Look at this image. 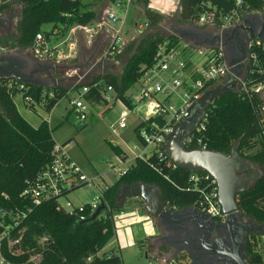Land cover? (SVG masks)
<instances>
[{
	"label": "trees",
	"instance_id": "trees-1",
	"mask_svg": "<svg viewBox=\"0 0 264 264\" xmlns=\"http://www.w3.org/2000/svg\"><path fill=\"white\" fill-rule=\"evenodd\" d=\"M243 1L241 12L257 13L264 6L262 0ZM149 3L150 0H136V5L142 9L140 16L148 22V28L116 55L115 60L121 64L120 75L102 70L83 85L91 87L93 83L103 81L113 87L116 100L128 105L126 93L139 79L142 66L149 67L152 64L159 46L167 42L168 48H176L181 44L177 36L164 35L159 31L164 17L151 11ZM12 5L19 7L16 34L0 38V45L8 49L32 50L38 33L48 42L50 36H64L72 26H86L97 20L94 11H82L81 0H14L12 4L0 3V15ZM232 7L233 3L226 0H179L176 22L192 26L202 14L213 12V21L219 27L222 17ZM45 25L52 26L51 32L43 30ZM258 53L264 68L263 54ZM259 81H264V75L246 74L247 85ZM83 85L75 86L72 91ZM69 91L62 87L41 88L24 85L16 80H0V192L6 193L9 198L4 203L8 209L31 208L22 223L11 231L16 243L9 247L6 240H0V257L4 264H122L118 253L98 254L115 237L113 216L123 212L130 200L118 198L124 186L135 183L155 186L161 194V201L175 210L195 207L200 199V192L190 184L191 173L173 169L162 149L161 157L153 154L147 159L136 160L125 175L108 187L104 192L107 208L92 221L81 223L92 215L88 204L83 205L82 211L76 209L73 214H68L56 200L33 205L30 199L22 196L27 184L50 163L55 142L45 120L37 127H32L19 114L14 97L22 94L29 108L33 109V105L37 104L51 112ZM85 100L95 105L105 104L93 88L85 95ZM260 104L258 97L250 100L238 91L220 95L205 108V129L197 136L203 139L207 150L226 156L230 155L235 145L238 154L259 170L261 176L258 181L247 191L238 194L236 203L245 219L264 225V121L259 123L262 115L255 109ZM253 143L258 149L248 152ZM110 147L114 154H120L119 148L111 144ZM185 149L194 150L198 147L188 145ZM140 202L144 205L142 200ZM257 237L261 236L250 235L247 238L245 253L248 264H264V257L255 249ZM33 257L39 260L34 261ZM89 257L92 259L87 263ZM184 257L187 258L186 254H180L172 264H177L176 261Z\"/></svg>",
	"mask_w": 264,
	"mask_h": 264
},
{
	"label": "built area",
	"instance_id": "built-area-1",
	"mask_svg": "<svg viewBox=\"0 0 264 264\" xmlns=\"http://www.w3.org/2000/svg\"><path fill=\"white\" fill-rule=\"evenodd\" d=\"M13 1L0 0V3L12 4ZM226 1L232 2L233 7L222 17L219 27L215 26L213 12L202 14L198 21L195 22L197 26L216 28L219 34L218 47L204 54L199 52L205 58L198 67L192 66L190 61L182 58L183 50L178 49L179 46L168 48V43L165 42L159 46L152 64L149 67L142 66L140 77L137 80L139 82V90L136 95L130 96L128 105L116 100L113 87L103 81L93 83L91 87L87 85L80 87L79 94L72 101L73 110L78 120L83 122L86 120L87 104L91 103L85 100V95L89 94L91 88L99 93L105 104L120 102L124 107L119 113L116 127L119 130H131L133 146L130 149H123L118 144L114 145L120 149V154H114L115 163L110 162V166L111 169L116 170L118 178L125 175L138 159H147L153 154L161 157V149L163 151L168 135L172 132L173 126L183 117L188 107L198 100L206 90L226 79L230 68L223 50V42L228 44L236 42V32L243 25L242 16L245 13L241 12L244 7L243 0ZM262 1L264 3V0ZM108 5L109 8L104 12L102 20L95 23L97 29H94L95 27H92L93 24H91V29H88L87 25H77L69 31L71 34L76 31H83L89 35L103 32L108 36L106 47L94 66L98 62L104 65L106 62L114 61L116 55L122 52L126 45L124 36L127 32L126 23L129 10L138 8L142 11L136 5V0L108 1ZM114 9L121 11L122 15H118ZM175 10L176 7L169 11L162 10L158 14L171 15ZM258 14L264 15V6ZM134 27L138 37L148 28V22L144 20L143 23H135ZM244 29L246 28L244 27ZM244 29L242 30L246 31ZM88 43L90 44L91 41H88ZM56 48L57 46L49 47L43 35L38 33L34 39L32 53L40 61L56 60L58 57ZM258 52H262L264 58V41L250 37L247 44V55L244 60L246 65L245 75L238 80L235 92L238 91L250 100L254 97H258L261 100V104L255 109L259 111V115H262V117H259V123H262L264 121V81L255 82L251 85H247L245 82L247 73L264 75L263 64ZM91 71L92 68L82 74L73 71L72 77L77 76L74 80L73 88L81 85L85 79L89 78ZM49 97L53 98V95L49 94ZM206 120V114L203 112L195 131L183 138L182 144L184 147L196 145L200 150H207L203 139L197 136L204 131ZM46 122L49 125L50 119ZM112 132L115 133V127H112ZM262 134H264V130ZM71 145V141L60 144L54 143L50 163L33 181L27 184L22 191V196L30 199L33 205H38L46 200H56L62 210L68 214H73L76 209L82 211L83 205L79 208L74 207L67 200V196L73 192L74 188L91 184L96 191V198L88 204L91 214L94 213L100 204H104L107 208L104 201V192L109 186L105 185L103 189H99L94 185V179L88 177L68 153ZM150 149V152H146ZM171 167L173 169L177 168L172 162ZM189 181L192 188L199 191L201 195L195 208L200 213L206 214L210 219L218 223H225V216L222 215L219 202L216 180L206 173L204 175L191 173ZM8 200L7 194L0 192V240H6L10 247L16 243V240L11 237V231L22 223L27 214L31 212V208L26 210L8 209L4 205ZM81 219L83 218L81 217ZM91 259V257L87 258V263H90ZM0 264H4L1 257Z\"/></svg>",
	"mask_w": 264,
	"mask_h": 264
},
{
	"label": "water",
	"instance_id": "water-1",
	"mask_svg": "<svg viewBox=\"0 0 264 264\" xmlns=\"http://www.w3.org/2000/svg\"><path fill=\"white\" fill-rule=\"evenodd\" d=\"M250 17V15L244 16L243 25L236 32V42L234 44L223 42V50L230 68L226 79L206 90L198 100L188 107L180 121L173 126L172 132L168 135L163 146L165 155L177 168L193 174L206 173L216 180L225 223H216L206 214L200 213L195 207H185L178 211L173 210L167 203L161 201V194L155 186L144 183L124 186L118 197L120 200L124 198L142 200L145 204V211L154 221H157L158 226H162L164 232L162 240L165 245L172 247L176 255L184 253L191 260V255L185 247V244H189L190 241L187 242V239L183 236L192 235L195 231L202 232L199 239L200 247H198L201 253L215 255L217 262L223 261L225 264H233L235 260L238 264H247L248 257L244 254L246 237L248 235L264 236V225L256 224L248 219L245 220L236 203V196L247 191L258 181L261 176L259 170L238 154L235 145L232 146L230 155L226 156L209 150H186L182 144L183 138L195 131L207 105L224 93H234L238 80L244 77L245 57L240 56L236 51L239 31L245 27L244 30L248 31L251 38L264 41L262 34L255 35L251 32ZM253 18H259V16H253ZM258 23L264 29V17ZM170 30L171 35L177 36L180 40H191L195 35V30L187 27V25L180 26L177 29L171 28ZM218 37L219 34L216 33L215 43H211V47H218ZM55 68L54 64L47 67L40 63H28L16 53L0 55V80H16L24 85L41 88L56 87L49 84V81L55 83V79L51 75V71H55ZM27 70L29 72L24 73ZM35 75H43L45 78L35 77ZM76 78L77 76L73 77L74 80ZM83 125L84 123H81L78 127L81 128ZM249 172H252V174L248 175ZM105 208L104 204H100L91 217L81 223L96 219ZM243 222H246L243 225L244 232H242L241 238H237L236 241L233 234L234 229L236 226L242 225ZM223 230L229 232L232 236L229 238L221 236ZM133 232L137 240L144 238L141 225L135 226ZM191 244L194 246V241Z\"/></svg>",
	"mask_w": 264,
	"mask_h": 264
},
{
	"label": "rangeland",
	"instance_id": "rangeland-1",
	"mask_svg": "<svg viewBox=\"0 0 264 264\" xmlns=\"http://www.w3.org/2000/svg\"><path fill=\"white\" fill-rule=\"evenodd\" d=\"M81 2L83 4L81 8L82 11L88 10L94 11L96 13L97 20L92 23V27H95L94 29H97L95 23L102 20L104 12L109 8L108 3H101V0H81ZM175 7L176 10L171 15H162L164 17V20L159 26V31L164 35L171 34V28L177 29L178 27L183 26V24H179L176 22L179 12V2L178 0H151L150 9L157 13H161L162 10L169 11ZM115 12L118 15H122L121 11L117 9L115 10ZM141 14L142 11L138 8L129 10V16L126 23L127 32L124 36L126 44L137 37L134 24L140 22L143 23L144 18L140 16ZM73 27L75 26H72L71 28ZM191 27H193V25ZM87 28L91 29V24H88ZM51 29V25L43 26V30L51 32ZM69 31L61 37L59 35H52L47 42L49 47H53L55 44L59 46L58 51L60 53L58 56V60H63V55L69 54V48L73 46V42L76 39V35H71ZM100 33L101 32H97V34L89 35L88 33H84L83 31L78 32V34L81 35L84 44L86 45L88 41H91L90 44H92V46L94 45V43L97 44V41H99L98 38L100 36L98 35L103 34V32L101 34ZM187 44L189 43L186 39L179 45L178 49L182 51L183 46ZM105 47L106 45L104 46L100 44L99 48L96 49L94 55L91 58L89 66L90 68H92V75L98 74L102 71V63L98 62L96 66H94V64L102 55ZM191 54H188L189 56L191 55V57L185 54L184 56H182V58L188 59L192 66L198 67L199 64L203 62L204 58L202 56H198L197 52H192ZM109 69L112 71H109L108 69L107 70L114 74L120 75L121 73L120 66H112L109 67ZM85 81H87V79H85ZM85 81L82 82V85ZM73 83L74 82L65 83L66 88L70 89V91L67 96H64L56 104L51 112H47L46 110H44L42 105L37 104L33 105V109L29 108L28 103L26 102L27 100L23 98L22 94L16 95L13 101L19 114L32 127H37L42 120L47 121L48 119H50L49 128L52 130V139L58 144L70 140L72 145L68 149V153L70 154L72 159L76 161V163L81 167L83 172L88 177L94 179V185H96L97 188L103 189L105 185L110 186L114 184L118 179L116 170L111 169L110 166V162L115 163L114 152L112 151L110 144L112 146L118 144L123 149H130L133 146V137L130 129L119 130L116 127L119 113L122 108H124L120 102L100 105L87 104L86 120L84 122L82 120H78L73 110L72 101L76 99L77 95L79 94L80 88L72 91ZM138 90L139 82L136 81L126 93L128 102H130V96L136 95ZM81 123H84L85 126L79 128L78 126ZM112 127H115V133L112 132ZM257 149L258 146L256 145V143H253L252 148L249 149L248 152H252ZM150 151L151 149L146 152ZM95 198L96 191L94 186L91 184L84 185L71 192L67 196V200H69V202H71L72 205L76 208H79L84 204L91 203ZM125 209L138 210L142 213H146L145 204L143 205L137 198H130L129 202H127V204L125 205ZM120 218L121 217H118V215H115L114 223L117 227L119 225ZM138 225L142 226L145 236L152 235V233L154 232L153 227L151 223L148 222L147 217H143ZM255 243L256 251L264 257V236L257 237V241ZM115 244L116 238L113 237V239L106 245V252H108L107 255H110L112 253L117 254L118 246ZM114 245L116 247V250L111 249L112 247H114ZM119 255L122 264H171L172 262V260H156L155 257L151 255L148 245L144 244V242L140 243L136 240H133V244L131 245V247L122 248ZM32 260L38 261L39 258L33 257ZM176 263L188 264V259L184 257L182 259H179L178 262L176 261Z\"/></svg>",
	"mask_w": 264,
	"mask_h": 264
},
{
	"label": "crops",
	"instance_id": "crops-1",
	"mask_svg": "<svg viewBox=\"0 0 264 264\" xmlns=\"http://www.w3.org/2000/svg\"><path fill=\"white\" fill-rule=\"evenodd\" d=\"M103 2L108 3V0H101V3ZM245 15L251 16L249 18V20L251 21V32L255 33V35L262 34L264 36V29L261 28V24L258 23L261 21L264 15L258 14V12L257 13L245 12L243 13L242 21ZM252 15L259 16V18H253ZM18 18H19V7L14 6V5L10 6L3 14H1L0 16V38L16 34V25H17ZM187 27L193 28L195 30L194 31L195 35L191 39L192 41L187 39L189 44L183 46V56L185 54L188 55V54H191L192 52H197L198 56H202L203 58H205V56L201 55L199 52H202V54H204L205 52L216 48V47H211L210 44L215 43V36L218 30L216 28L213 29L211 27L196 26V25L195 26L193 25V27H191V25H187ZM78 32L79 31H76L74 34H71L73 36L76 35L75 36L76 39L73 42L74 43L73 46L69 48V54L63 55V60H58V57H57V59L54 61L52 60L40 61L34 57L32 50L30 49L21 51L17 48H14V49L3 48V46L1 45H0V55L2 54L8 55L11 53H16V55L20 56L22 59H25L26 62L31 63V64L40 63V64L46 65L47 67L49 65L54 64L56 68H55V71H51V75L55 79V83H51L49 81V84L50 86L52 85L56 87L66 88L65 86L66 82H74V79L72 77L73 71H76V73H79V74L86 72L90 68L89 64H90L91 58L94 55L96 49L99 48L100 44L105 46L107 43V36L104 33L103 34L100 33L101 35H98L100 37L98 38L99 41H97V44L94 43V45L92 46V44H89L87 42L85 45L81 35H79ZM54 33H56V31ZM183 41L184 40H181V43H183ZM54 46H57L56 51L58 52V56H59V53H60L58 51L59 46L56 44ZM191 55L190 56L188 55V56L191 57ZM112 66L121 67V64L117 60L106 62L102 66V70L105 69V71L107 72L112 71L109 69V67H112ZM28 72H29L28 70L24 71V73H28ZM89 75L90 76L89 78H87V80H90L91 77L93 76L91 72ZM35 77L45 78L43 77V75H35ZM60 81H63V82H60ZM67 141H70V140H67ZM115 215H118V217H121L118 227L114 223L115 238H116L115 245L118 246L117 247L118 254L121 253L122 248L131 247V245L133 244V240H136V241H139L140 243L144 242V244H147L149 247V251L151 252V255L154 256L156 260H164V261L172 260L171 262L172 264L174 263L175 260L178 259L180 254L176 255L173 248L165 245L164 241L162 240L164 236L162 226H158L157 221H154L146 213H142L138 210H126L125 209L123 212L117 213ZM115 215L113 216V221L115 220ZM143 217L148 218V222L151 223L154 232L152 233V235H149V236H145L144 234L143 239L137 240L134 236L133 228L139 224L140 220L143 219ZM115 245L111 249L116 250ZM107 253L108 252H106V246H105L98 255L107 254ZM112 254H116V253H112Z\"/></svg>",
	"mask_w": 264,
	"mask_h": 264
},
{
	"label": "flooded vegetation",
	"instance_id": "flooded-vegetation-1",
	"mask_svg": "<svg viewBox=\"0 0 264 264\" xmlns=\"http://www.w3.org/2000/svg\"><path fill=\"white\" fill-rule=\"evenodd\" d=\"M249 38H250V35L248 32L242 31V30L239 31L238 40L236 43V51L240 56L246 57V55H247V44H248ZM52 61H54V60H52ZM251 174H252V172L248 173V175H251ZM245 220H247V219H245ZM216 223H218V222H216ZM245 223L246 222H243L242 225L236 226V228L234 229L233 234H234L236 241H237V238H241V234H242V232H244V230H243L244 226L243 225ZM201 235H202L201 231H199V232L195 231L194 234H192V235L188 234V235L183 236V237H185V239H187V242L190 241L189 244H185L186 245L185 247L188 249V251L191 255V258H192V260L187 258L188 264H225L223 261L217 262L215 255H212V254L211 255H205V254L201 253V250L198 248V247H200L199 239H200ZM221 236H225V237L229 238L232 235L229 232L223 230V231H221ZM249 236L250 235H248L246 237V242H247V238ZM192 241H194V246H192V244H191ZM245 247H246V244L244 246V254L246 255ZM218 256L220 258H223L220 255H218ZM231 261H232V259H231ZM246 263L248 264V260H246ZM233 264H238V263L235 260V262H233Z\"/></svg>",
	"mask_w": 264,
	"mask_h": 264
}]
</instances>
